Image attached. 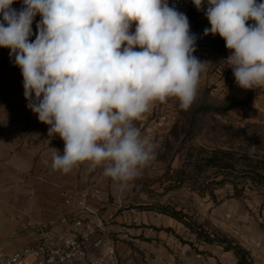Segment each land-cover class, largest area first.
I'll list each match as a JSON object with an SVG mask.
<instances>
[{"label":"clouds","instance_id":"clouds-1","mask_svg":"<svg viewBox=\"0 0 264 264\" xmlns=\"http://www.w3.org/2000/svg\"><path fill=\"white\" fill-rule=\"evenodd\" d=\"M14 2L0 0V47L21 70L27 107L64 142L52 168L103 167L123 188L155 159L134 121L167 98L188 110L210 63L193 55L188 17L167 0H22L20 10ZM203 2L192 0L197 10ZM207 2L204 35L224 39L237 86L264 87V0Z\"/></svg>","mask_w":264,"mask_h":264},{"label":"rangeland","instance_id":"rangeland-1","mask_svg":"<svg viewBox=\"0 0 264 264\" xmlns=\"http://www.w3.org/2000/svg\"><path fill=\"white\" fill-rule=\"evenodd\" d=\"M186 16L197 36L193 55L210 63L188 110L179 108L178 99L167 98L134 121L142 130L160 115L170 117L151 136L155 159L133 180L132 200L121 203L122 211L135 209L152 221L139 227H145L136 238L140 242L123 237L117 254L136 264H264L250 249L264 252V118L254 108L264 101V87L239 88L224 39L204 35L209 27L197 12ZM40 20L37 14L29 42ZM9 53L0 47V97L7 100L9 113L39 124L25 104L21 70ZM236 104L228 112L216 111Z\"/></svg>","mask_w":264,"mask_h":264},{"label":"crops","instance_id":"crops-1","mask_svg":"<svg viewBox=\"0 0 264 264\" xmlns=\"http://www.w3.org/2000/svg\"><path fill=\"white\" fill-rule=\"evenodd\" d=\"M6 101L0 97V252L32 245L40 231L58 232L60 220L65 217L109 221L107 232L115 238L117 250L123 237L140 242L136 238L145 227H139L149 225V215L139 212L140 224L126 232L122 229L131 215L122 211L121 203L132 200L133 181L121 188L103 175V167L92 169L88 163L67 174L54 170L52 153L55 149L63 153V140L59 135L49 136L46 124L39 121L32 125L21 114L9 113ZM65 195L74 197L71 205L65 204ZM80 201L95 215L84 211L78 205ZM95 241L93 238L92 244ZM250 249L256 260H264V252L253 246ZM99 256V250L91 245L89 260L100 264ZM119 257L126 264H136L132 257Z\"/></svg>","mask_w":264,"mask_h":264},{"label":"built area","instance_id":"built-area-1","mask_svg":"<svg viewBox=\"0 0 264 264\" xmlns=\"http://www.w3.org/2000/svg\"><path fill=\"white\" fill-rule=\"evenodd\" d=\"M169 7L175 8L187 14L189 10L196 9L192 0H167ZM13 4L22 7V0H15ZM207 0H204L201 10H197L203 17L205 24L210 28L211 25L205 15L208 8ZM25 104L28 101L24 99ZM254 108L258 114L264 118V101L255 103ZM170 117L160 115L155 118L145 128L140 130L141 137L150 143L151 136L158 128H162L169 121ZM87 195H84L86 197ZM99 198V196H96ZM74 202L73 196L65 195V204L71 205ZM79 206L84 211L95 215L90 209L85 207V202L80 201ZM130 219L123 225L126 232L138 222V212L135 209L130 211ZM109 221L100 217L83 219L80 216L74 219L62 218L60 220V230L40 231L32 245L23 247L10 253L0 252V264H93L89 260L91 245L100 252V264H126L121 261L117 254V244L115 238L107 232ZM93 238L96 241L92 244ZM260 245V244H258Z\"/></svg>","mask_w":264,"mask_h":264},{"label":"trees","instance_id":"trees-1","mask_svg":"<svg viewBox=\"0 0 264 264\" xmlns=\"http://www.w3.org/2000/svg\"><path fill=\"white\" fill-rule=\"evenodd\" d=\"M257 2H261V0H257ZM192 12H197V13L201 16V18H202V20H203V22H204V19H203L202 15H201L196 9H191V10H189L188 13H192ZM204 23H205V22H204ZM217 36L220 37L219 34H217ZM220 39H223V38L220 37ZM249 103H250V102H249ZM239 106H240L239 104H236V105H229V106H227L225 109H222V110H221V109H220V110L216 109V111H219V112H228V111H230L231 109L237 108V107H239Z\"/></svg>","mask_w":264,"mask_h":264}]
</instances>
